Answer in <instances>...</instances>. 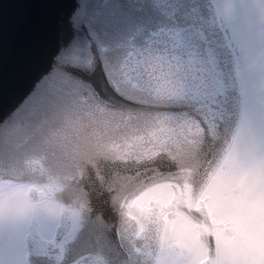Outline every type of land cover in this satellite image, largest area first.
Masks as SVG:
<instances>
[{
	"label": "snow or ice",
	"instance_id": "1",
	"mask_svg": "<svg viewBox=\"0 0 264 264\" xmlns=\"http://www.w3.org/2000/svg\"><path fill=\"white\" fill-rule=\"evenodd\" d=\"M0 66V264H264V0H2Z\"/></svg>",
	"mask_w": 264,
	"mask_h": 264
},
{
	"label": "bare ground",
	"instance_id": "2",
	"mask_svg": "<svg viewBox=\"0 0 264 264\" xmlns=\"http://www.w3.org/2000/svg\"><path fill=\"white\" fill-rule=\"evenodd\" d=\"M67 1H69L70 2V5H75L76 3H77V0H67ZM85 2L86 3H88V4H91L90 2H91V0H85ZM104 2V0H94L93 1V4H102ZM63 4H64V8H65V10L67 11V10H70L69 8H68V2H65V0H63ZM1 68V70L2 71H0V75H2L1 74V72H3V67L1 66L0 67ZM11 90H12V92H13V88L12 87H9V89H8V91L11 93ZM1 107H4V101H3V103H2V105L0 106V108Z\"/></svg>",
	"mask_w": 264,
	"mask_h": 264
},
{
	"label": "water",
	"instance_id": "3",
	"mask_svg": "<svg viewBox=\"0 0 264 264\" xmlns=\"http://www.w3.org/2000/svg\"><path fill=\"white\" fill-rule=\"evenodd\" d=\"M93 1L94 0H91V4H93ZM97 1V0H96ZM0 2H2V0H0ZM65 2H68V8L69 9H71L72 7H73V5H70V2L69 1H67V0H65ZM1 67V66H0ZM0 71H2L1 70V68H0ZM1 74H2V72H1ZM8 94H9V98L10 99H12V98H15L17 95H18V93L16 92V90L13 88V92H12V90H11V93L8 91ZM2 103H3V99L2 98H0V106L2 105ZM3 107H1L0 109H2Z\"/></svg>",
	"mask_w": 264,
	"mask_h": 264
}]
</instances>
